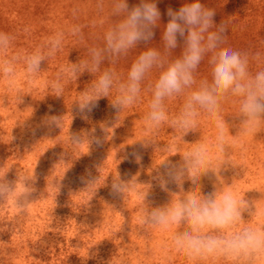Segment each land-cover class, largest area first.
I'll use <instances>...</instances> for the list:
<instances>
[{"label": "rangeland", "instance_id": "1", "mask_svg": "<svg viewBox=\"0 0 264 264\" xmlns=\"http://www.w3.org/2000/svg\"><path fill=\"white\" fill-rule=\"evenodd\" d=\"M124 2L0 0V183L13 182V194L0 199V264H264V250L189 254L176 243L231 239L244 229L264 235V115L248 131L244 94L213 93L212 111L192 100L194 92L213 87L220 48L246 62L240 81L246 88L264 72V0H199L215 13L209 31L224 27L222 41L204 53L191 84L161 99L158 122L150 119L156 84L183 58L188 36L167 46L166 13L192 0H155L161 18L153 36L117 52L108 36L116 42L128 15ZM126 2L131 9L151 0ZM150 50L156 59L132 103L116 106L131 94L132 65ZM34 56L42 59L30 71ZM85 96L92 98L88 107H82ZM198 150L206 155L202 165H194ZM18 185L34 189L23 210L16 205L25 203L15 195ZM224 192L246 202L229 227L197 229L186 218L151 222L154 211L187 205L192 197L202 203L212 193L219 201Z\"/></svg>", "mask_w": 264, "mask_h": 264}, {"label": "clouds", "instance_id": "2", "mask_svg": "<svg viewBox=\"0 0 264 264\" xmlns=\"http://www.w3.org/2000/svg\"><path fill=\"white\" fill-rule=\"evenodd\" d=\"M127 13L126 20L119 26V34L114 43L113 34H109L108 43L115 51L126 49L134 45L137 41L148 40L153 36L152 26L161 18V12L155 0L151 2H142L139 6L129 9L125 0L120 5ZM166 15L170 18L166 24L163 39L170 48L176 47L177 36H187V49L181 60H177L163 72L156 84L155 99L152 104L150 119L161 121L164 119L163 111L159 110L160 101L165 95L173 92H179L182 85L192 83V71L199 65L204 53L208 50L215 51L222 41L219 33L225 31L221 26L219 33L210 32L214 26V11L205 9L199 0H192L191 3L179 8L178 11L168 9ZM207 35V44L204 45ZM41 57L34 56L30 60L29 70L34 71L39 68ZM156 59V52L153 50L141 55L136 63L130 69V80L133 81L129 86L130 95L117 100L116 106H122L132 103L134 95L139 91L138 82L143 77L145 71L152 67ZM213 87L210 90L194 92L192 100L201 107L212 111L217 100L213 93L217 91L226 92L232 90L235 93L244 94L245 99L242 103L241 111L246 117L245 123L247 130L253 131L264 115V72H259L255 77V84L248 85L247 88L240 81L246 76V62L240 57V54L231 51L228 48H220L215 51L213 56ZM100 85L103 90L109 87V78L107 75L101 78ZM92 98L85 96V104L82 107H88ZM97 105L92 104L91 107ZM91 107L89 111H91ZM115 107V106H114ZM191 108V104L188 106ZM194 115L193 112L186 113L187 117ZM55 119V118H53ZM192 123L190 119H185V126ZM221 128L220 141L223 144V126ZM78 142V141H77ZM99 143V141H97ZM136 155V153H132ZM139 158V157H137ZM206 161V155L203 151H197L194 157V165H202ZM172 175V173H169ZM114 192H119L120 186L113 185ZM34 189L26 185H18L15 191L17 197L23 196L25 203H20L17 199V208L23 210L26 208L27 197ZM13 194V182L5 181L0 183V199ZM246 206L243 199H237L233 192H224L222 198L218 201L215 194H209L202 203H198L195 197L188 200L187 205H178L175 209L167 212L154 211L150 215L152 223L167 224L169 219L179 223L181 219H188L194 228H203L210 226L216 229H223L233 225L241 218V212ZM142 223L144 221H141ZM187 235V234H185ZM178 247L189 254H215L217 252L231 254H248L250 252H259L264 250V235L253 229H244L235 234L231 239H219L212 236L207 237H188L186 240L177 239Z\"/></svg>", "mask_w": 264, "mask_h": 264}]
</instances>
